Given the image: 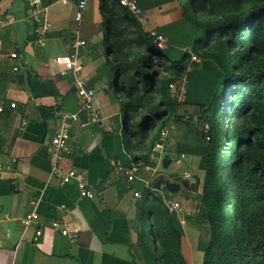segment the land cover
<instances>
[{"label": "crops", "instance_id": "crops-1", "mask_svg": "<svg viewBox=\"0 0 264 264\" xmlns=\"http://www.w3.org/2000/svg\"><path fill=\"white\" fill-rule=\"evenodd\" d=\"M115 1L108 0V6L113 4V21L122 26L124 16ZM101 2L87 0L82 19L76 21L72 2L0 0V264H161L160 243L150 236V245L144 224L154 234L151 205L163 203L162 195L168 193L167 198L179 199L176 175L166 168L163 151L150 146L154 137V144L160 142L158 131L168 122L159 129L158 120L148 128L141 152L132 149L122 120L125 113L130 122L132 111L126 95L115 87L116 74L111 77V65L117 70V61L104 39ZM136 3L138 27L131 24L136 53L146 52L151 32L163 35L167 46L170 32L185 21L179 1ZM39 36L43 45L37 42ZM74 38L85 40L76 76L70 70L62 74L65 66L57 60L70 54ZM12 52L16 58L10 57ZM77 76L95 92L96 119L81 111L79 118L67 120L69 151L57 165L62 173L74 170L75 176L62 182L52 171L48 149L62 117L81 110ZM138 79L143 88L147 81ZM152 92L158 93L154 86ZM172 140H163L164 151ZM132 165L137 171L128 181L122 169ZM80 185L90 189L92 197L82 196ZM32 211L38 218L24 225L25 214ZM171 215L170 223L181 235L178 264H203L204 252L185 250L196 243L186 239V226Z\"/></svg>", "mask_w": 264, "mask_h": 264}, {"label": "trees", "instance_id": "trees-1", "mask_svg": "<svg viewBox=\"0 0 264 264\" xmlns=\"http://www.w3.org/2000/svg\"><path fill=\"white\" fill-rule=\"evenodd\" d=\"M178 1L184 13L188 14L189 9L191 16L205 14L209 18L196 22L201 32L195 34L190 45L193 50L203 46L200 52L208 49L220 67L216 88L207 105L201 106V120L208 126L206 197L216 198V203L208 205L206 199L204 202L212 234L203 264H264V0ZM114 10L113 4L108 6V0H102L103 35L109 55L117 61L115 87L130 96L132 105L127 129L130 146L141 152L148 139V128L153 129L158 120L159 129L163 127L176 108L168 91L171 79H158L160 72L155 67L172 69L174 75H180L188 54L159 50L151 35L146 52L136 53V42L130 35L131 24L137 26L135 18L120 8L126 23L121 26L113 21ZM140 77L147 81L143 88ZM222 115L227 116L229 123L225 128L220 122ZM156 138L150 142L151 147ZM224 168L229 172L226 182L220 180ZM223 194L225 198L230 196L228 206L234 221L231 226L221 212ZM150 210L156 218L152 223L154 234L149 226V237L158 239L163 247L161 264H178L182 258L178 233L170 223L172 213L161 201L153 203Z\"/></svg>", "mask_w": 264, "mask_h": 264}, {"label": "rangeland", "instance_id": "rangeland-1", "mask_svg": "<svg viewBox=\"0 0 264 264\" xmlns=\"http://www.w3.org/2000/svg\"><path fill=\"white\" fill-rule=\"evenodd\" d=\"M187 12L188 14L184 13L185 21L182 20V23L176 25L175 29L170 32L167 46L164 49H159L165 50V52L176 50L183 53L186 50L189 51L187 52L188 58L186 66L180 75H174L172 69L165 71L162 67L158 68L160 72L158 79L170 78L171 80L168 81V84L170 82L175 84V89L170 91L168 88V91L171 99L176 102V108L172 110L173 112L166 119V122H168L167 125L160 129L166 132V136H170L173 139V143L165 151L163 148L159 149L163 151V162L167 166L166 168L169 167L171 172L175 173L176 177H174V182L178 184L176 192L179 199L177 198L178 200L174 202L179 205L180 210L175 212L173 219L183 226H186V239L189 242L193 241L196 243V246L194 244H191L192 246L187 244L185 250L189 252L190 247H195L197 251L199 249L198 253H202L205 251L212 234L211 224L207 218L208 210L204 207V202L206 199L208 205L216 203V198L206 197L204 169L207 154V139L205 135L208 132V126L201 120V106L207 105L213 90L216 88L220 67L210 56L211 54L208 49L203 52L199 51L200 49L203 50V46L198 50H193L191 46L190 48L184 46L186 44L190 45L195 38V34L201 30V27L196 22H199L201 19L200 22H206L205 19L208 18L205 14L191 16L189 9H187ZM125 24L124 22L122 26H125ZM219 51L222 52V49ZM180 53L178 54L180 55ZM219 60L223 62L222 57ZM111 70V77L114 79L116 70L113 64L111 65ZM126 95V105L130 108V113L132 111V105L130 103V96L128 94ZM122 120H124L126 127L129 129L125 113L123 114ZM221 121L224 128L229 125L226 122L227 116L222 115L220 117ZM158 132L160 133V131ZM128 136L130 137V135ZM169 163L171 164L170 166ZM228 173L227 168H224L221 172L220 180L226 182ZM166 195L170 197V193ZM229 199L230 196L225 198L223 194L220 207L226 223L231 226L234 221L230 207L228 206ZM213 212L216 213L217 211L214 210ZM209 214L212 215V211ZM144 225V237L152 245L149 238L148 223L145 222ZM218 227L220 228V226ZM177 233L180 242L181 235L179 231ZM159 245L162 249L161 243ZM179 252L182 253L181 243H179Z\"/></svg>", "mask_w": 264, "mask_h": 264}, {"label": "built area", "instance_id": "built-area-1", "mask_svg": "<svg viewBox=\"0 0 264 264\" xmlns=\"http://www.w3.org/2000/svg\"><path fill=\"white\" fill-rule=\"evenodd\" d=\"M55 1H66V2H72L75 6V14L74 18L76 21H80L82 19L84 9L86 7L87 0H55ZM118 6H120L121 10H127L132 15H139L140 9L136 3V0H117ZM33 18L37 20L36 18V12L32 11ZM150 35L153 38V42L155 46L159 49H164L166 47V39L163 35L158 34L156 32H151ZM37 42L40 45H43V36H39L37 38ZM85 45V40L80 38H74L72 40V51L68 56L58 58L57 60L64 64L65 69L61 72L62 74L66 71H71L75 76L77 75V72L79 70V65L77 63L79 54H80V48L81 46ZM186 52H189L186 50ZM10 57L16 58L17 54L15 52H12L10 54ZM194 58V56H192ZM13 70H18V66H13ZM76 87H77V93L79 97L82 100V107L81 110H79L75 114L65 115L62 117V119L59 121L57 128L55 130V133L53 137L50 140L49 145V152L52 155L54 163H52V171L54 174L60 176V179L62 182H69L72 178L75 176L74 170H68L65 173H62L60 171L59 166L57 165V162H59L64 154H66L69 151V145H68V139H69V132H68V121L71 119L79 118V113L81 111H88L91 112V119H96V113L94 112V99H95V92L94 90L87 88L83 82L82 79H80L78 76L76 77ZM168 88L170 91H173L175 89V84L173 82H170L168 84ZM10 108L15 107V103L9 104ZM2 110V107L0 106V111ZM84 124V123H82ZM160 142L158 141L156 144H154V149L162 148L163 140L166 138V132L164 130H160ZM208 139V137H205ZM137 171V167L131 166L130 168H123L122 172L126 176L128 181H132L135 178V173ZM80 194L85 197H92L93 192L86 188L83 185H80ZM162 201L163 204L166 206L167 210L170 213L175 214V212L180 210V207L178 204H176L173 200L167 198V196L162 195ZM38 218V214L34 211L28 212L25 214L23 223L24 225H29L32 221L36 220ZM52 225L54 227L57 226V222H53ZM37 234L40 232L37 231ZM64 233V232H63Z\"/></svg>", "mask_w": 264, "mask_h": 264}]
</instances>
